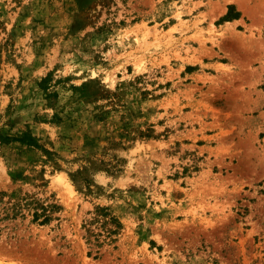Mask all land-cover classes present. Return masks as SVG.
Listing matches in <instances>:
<instances>
[{
	"label": "rangeland",
	"instance_id": "obj_1",
	"mask_svg": "<svg viewBox=\"0 0 264 264\" xmlns=\"http://www.w3.org/2000/svg\"><path fill=\"white\" fill-rule=\"evenodd\" d=\"M28 130L0 264H264V0H0V132Z\"/></svg>",
	"mask_w": 264,
	"mask_h": 264
},
{
	"label": "trees",
	"instance_id": "obj_2",
	"mask_svg": "<svg viewBox=\"0 0 264 264\" xmlns=\"http://www.w3.org/2000/svg\"><path fill=\"white\" fill-rule=\"evenodd\" d=\"M240 17V12L238 10H236L235 5L230 4L228 6V11L227 13L219 20V23H223L226 21H232L234 19H238ZM48 77H45L42 79L41 81V85L44 86V84L47 82ZM11 140H20L23 143H26L30 146H34L37 148H41L42 150H44L45 152H50L48 149H46L45 147H43L40 143H39V138L36 137L33 132L31 130H28L24 133H22V135L20 137H14V136H10V135H4L0 132V141L1 143H6L8 141ZM44 210H46L45 207H43ZM101 212H104L105 209H99ZM106 214V212L104 213ZM41 216V214L38 211L34 212V217L35 219H38ZM44 221H47L49 219V216L47 215V213H44ZM118 222V221H117Z\"/></svg>",
	"mask_w": 264,
	"mask_h": 264
}]
</instances>
